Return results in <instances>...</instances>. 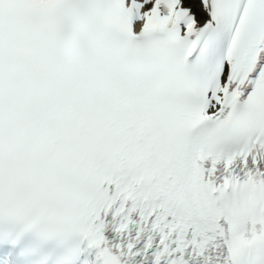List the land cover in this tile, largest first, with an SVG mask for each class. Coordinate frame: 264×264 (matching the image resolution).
I'll list each match as a JSON object with an SVG mask.
<instances>
[{
	"label": "snow or ice",
	"instance_id": "1",
	"mask_svg": "<svg viewBox=\"0 0 264 264\" xmlns=\"http://www.w3.org/2000/svg\"><path fill=\"white\" fill-rule=\"evenodd\" d=\"M0 264H264V0H0Z\"/></svg>",
	"mask_w": 264,
	"mask_h": 264
}]
</instances>
